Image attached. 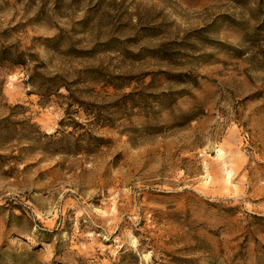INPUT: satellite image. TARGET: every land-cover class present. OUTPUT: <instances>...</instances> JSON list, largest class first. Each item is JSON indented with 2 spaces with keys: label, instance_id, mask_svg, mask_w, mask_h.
Segmentation results:
<instances>
[{
  "label": "rangeland",
  "instance_id": "rangeland-1",
  "mask_svg": "<svg viewBox=\"0 0 264 264\" xmlns=\"http://www.w3.org/2000/svg\"><path fill=\"white\" fill-rule=\"evenodd\" d=\"M0 264H264V0H0Z\"/></svg>",
  "mask_w": 264,
  "mask_h": 264
}]
</instances>
